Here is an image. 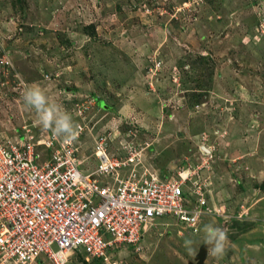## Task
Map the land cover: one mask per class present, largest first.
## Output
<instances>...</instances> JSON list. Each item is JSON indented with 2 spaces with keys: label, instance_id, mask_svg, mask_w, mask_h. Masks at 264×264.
<instances>
[{
  "label": "rangeland",
  "instance_id": "1",
  "mask_svg": "<svg viewBox=\"0 0 264 264\" xmlns=\"http://www.w3.org/2000/svg\"><path fill=\"white\" fill-rule=\"evenodd\" d=\"M27 85L73 122L84 105L85 172L106 135L121 176L174 177L207 199L196 231L158 218L139 251L109 248L102 264L196 263L208 224L228 241L204 264H264V0H0V136L43 134Z\"/></svg>",
  "mask_w": 264,
  "mask_h": 264
},
{
  "label": "built area",
  "instance_id": "2",
  "mask_svg": "<svg viewBox=\"0 0 264 264\" xmlns=\"http://www.w3.org/2000/svg\"><path fill=\"white\" fill-rule=\"evenodd\" d=\"M76 105L82 119L71 142L43 127L39 137L30 130L16 140L0 136V264H71L79 254L107 263L109 248L139 251L158 218L175 217L196 231L207 211V199L189 197L184 180L147 171L121 176L128 162L111 156L106 135L96 139V169L85 172L77 140L89 121Z\"/></svg>",
  "mask_w": 264,
  "mask_h": 264
},
{
  "label": "clouds",
  "instance_id": "3",
  "mask_svg": "<svg viewBox=\"0 0 264 264\" xmlns=\"http://www.w3.org/2000/svg\"><path fill=\"white\" fill-rule=\"evenodd\" d=\"M19 77V74H17ZM23 101L34 108L38 122L45 130H50L54 137L63 138V142H71L78 135V125H75L71 115L60 106L50 103L45 91L39 85H27L23 92ZM204 243L213 256L222 257L225 254L228 234L226 228L211 224L204 226Z\"/></svg>",
  "mask_w": 264,
  "mask_h": 264
},
{
  "label": "water",
  "instance_id": "4",
  "mask_svg": "<svg viewBox=\"0 0 264 264\" xmlns=\"http://www.w3.org/2000/svg\"><path fill=\"white\" fill-rule=\"evenodd\" d=\"M208 247L209 246L204 243L201 246V249H200L199 253L197 254L196 263L190 262L189 264H204V261L206 260L207 255H208Z\"/></svg>",
  "mask_w": 264,
  "mask_h": 264
},
{
  "label": "trees",
  "instance_id": "5",
  "mask_svg": "<svg viewBox=\"0 0 264 264\" xmlns=\"http://www.w3.org/2000/svg\"><path fill=\"white\" fill-rule=\"evenodd\" d=\"M82 257V256H81ZM83 258V257H82ZM84 259V258H83ZM85 260V259H84ZM88 263V261H86ZM103 263V259H95L94 260V264H102Z\"/></svg>",
  "mask_w": 264,
  "mask_h": 264
}]
</instances>
